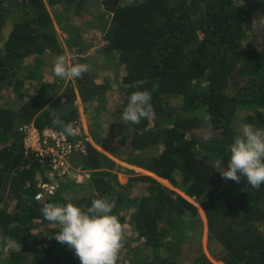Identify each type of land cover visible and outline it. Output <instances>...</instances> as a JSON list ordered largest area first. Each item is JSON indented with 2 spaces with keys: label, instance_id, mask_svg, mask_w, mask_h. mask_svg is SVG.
<instances>
[{
  "label": "trees",
  "instance_id": "obj_1",
  "mask_svg": "<svg viewBox=\"0 0 264 264\" xmlns=\"http://www.w3.org/2000/svg\"><path fill=\"white\" fill-rule=\"evenodd\" d=\"M48 1L74 44L72 63L89 64L86 25L72 23L84 15L88 1ZM99 1L87 19L97 29L92 42L124 70L115 80L122 103L112 111L123 110L133 92L147 90L155 116L139 125L124 123L122 116L105 125L103 113L110 110L104 105L85 138L86 154L69 157L76 156L73 165L90 171V177L81 184L69 180L57 195L38 200L36 176L46 178L45 166L25 155L19 127L34 122L39 129L63 131L52 124V114L81 126L79 100L110 102L113 96L108 80L97 82L89 72L76 78L75 86L40 72L44 57L64 55L45 0H0V94L19 99L15 105L0 103V264H80L74 250L55 239L59 226L46 221L41 209L70 202L86 210L94 198L112 203L111 214L129 224L126 232L134 229L145 249L167 252L153 264H212L202 250L200 211L176 191L140 175L132 179L142 184L139 195L110 197L118 185L111 173L117 158L197 201L208 219L209 239L220 248L211 249L219 264H264L258 227L264 222V184L257 190L246 177L236 183L220 172L227 169L229 147L239 134L236 114L264 129V50L251 39L261 37L264 46V0ZM141 80L142 86H134ZM205 113L211 121L202 118ZM116 136L126 139L117 145ZM192 234L195 239L186 243ZM128 242L125 235L118 264H134L124 257Z\"/></svg>",
  "mask_w": 264,
  "mask_h": 264
},
{
  "label": "clouds",
  "instance_id": "obj_2",
  "mask_svg": "<svg viewBox=\"0 0 264 264\" xmlns=\"http://www.w3.org/2000/svg\"><path fill=\"white\" fill-rule=\"evenodd\" d=\"M91 70V65L70 63L64 55L56 58L52 71L61 79L82 78ZM144 81H137L140 87ZM151 93L147 90L133 92L127 106L122 110V121L139 125L142 120H152L155 112L151 103ZM206 122L210 114H203ZM52 124L62 127L68 136H76L75 122H65L52 114ZM230 159L227 169L221 172L224 180L240 183L246 177L247 184L259 190L264 184V129L244 124L229 147ZM113 205L105 198H94L84 210L73 203H46L41 213L46 221L59 226L55 239L74 250L80 264H118L119 254L125 242V228L116 215H112Z\"/></svg>",
  "mask_w": 264,
  "mask_h": 264
},
{
  "label": "rangeland",
  "instance_id": "obj_3",
  "mask_svg": "<svg viewBox=\"0 0 264 264\" xmlns=\"http://www.w3.org/2000/svg\"><path fill=\"white\" fill-rule=\"evenodd\" d=\"M87 6L86 11L84 12V15L79 18V17H75L74 21L72 23L77 24V23H84V25H86L85 27H83L82 29V33L83 34H87V39L83 42L84 45L87 46V51L88 53L87 58H88V62L89 65H91V70L89 71L91 77L93 79H95L97 82H103L104 80L107 81L108 80V85L109 88H107V93H110V95H112L113 97H111V99L109 98L110 102H106L105 100H101V101H97V102H92V103H88V104H82L81 102L78 103V109H79V117L81 120V126L86 127L87 132H90L94 127L97 126V120L99 118V113H101V108L105 105V108L109 109L110 112L109 113H103L104 117V124L108 125L109 120L112 119H120L122 116V108L121 111H116L115 113L112 111L114 110V105L117 102H121L120 97L122 96V94L120 93L119 89H118V85L115 82L120 80L121 77H123V68L121 67V65L119 64V62L117 61V58H115L113 55H108L105 56L102 52H99V44H95L94 41L95 40V31H97V29L92 26L91 21L87 20L90 17V13H91V9L92 8H96L98 7V4H100L99 0H87ZM45 2L47 3L48 7L50 8V11L52 13V18L55 22V25L57 27V39L59 40L62 48H63V54L66 57V59L72 63V54L70 51V48L72 46H74V44L72 43V41H68V37H70V35L65 32V30H62L59 28V19L58 16L55 14V12L51 9L50 5H49V1L45 0ZM95 6V7H94ZM91 18V17H90ZM89 18V19H90ZM85 20V21H84ZM264 22V20H263ZM263 31V30H262ZM81 32V31H80ZM89 37V38H88ZM97 39V38H96ZM251 39H253L252 43L254 44V47L256 49H258L259 51H263L264 50V46L261 40V37L256 36V37H251ZM98 46V47H97ZM261 54V61H264V53L260 52ZM55 58H48V57H44L42 65L40 66V68H42V70H40V72H44L48 75H54L52 68L54 66L55 63ZM109 66H112L113 68L110 69L108 68ZM55 76V75H54ZM59 78V77H58ZM61 79V78H60ZM66 85L68 84H73L74 86L76 85V79H62ZM76 88V87H75ZM77 93V89L75 90ZM78 97V94H77ZM0 103H9V104H17L19 103V99L17 98V95L15 94H0ZM108 104V105H107ZM112 111V113H111ZM114 113V114H113ZM119 117V118H117ZM236 122L234 123L236 129H239L244 125V124H249L246 120V116L245 114H236L235 116ZM122 130V128H120ZM90 138V136H89ZM125 137L123 136H116V139L114 140L116 142V144H122L123 141H125ZM100 151L102 153L107 154L109 157L112 158V156L110 154H108L106 151V149L104 147H100ZM123 154V152H121ZM74 157L76 158L74 160ZM72 158H70V161L74 162L77 161V157L74 156ZM120 159V158H119ZM116 162V167L114 169H112V172L114 175L117 176V182L118 185L116 186V188L114 189V192L112 194H110L112 198H117L118 195L122 194L124 197H130V196H135V195H139L140 192H142V190L140 189L141 185H139L137 182H132V179L140 176V175H151L152 177H154L163 187L176 191L178 194H180L181 196L185 197L186 199H188L191 203L195 204L201 214V218L203 221V225H202V235H201V245H202V250L204 251L205 255L207 256V258L211 261L212 264H219V262L214 259V257L211 254V249L218 251V253L220 252V248L216 247L217 245H215L213 243V241H211V239H209L210 236V230L208 227V219L207 216L205 214V212L203 211V209L201 208V206L197 203V201L194 198H191L190 196L187 195V193L183 190H181L180 188H175L174 186H172L167 180H162L163 178L159 179L157 177H155L154 175H152L151 173L143 170L140 167H137L135 165H131L125 161L122 160H117L114 159ZM107 170V169H106ZM134 183V184H132ZM213 191V190H212ZM211 191V192H212ZM214 192V191H213ZM218 192L216 191V194ZM125 213V211L123 212ZM227 224V223H226ZM124 226V228H129L128 227V223H124L122 224ZM258 227L260 229V231H262V233L264 234V222L258 224ZM125 235L128 237L129 242H128V247L124 253V257H131L132 261L134 264H153V263H158L159 259L163 258V256L166 257L167 252L162 250L161 252L158 253V250H154V249H145L146 247H144L141 243H143V239L138 238L137 234H135L134 229H129V231H125ZM190 235V234H189ZM188 235V236H189ZM194 236L192 234V238L190 239L187 238L186 239V243L187 241H192L194 240ZM148 248V247H147ZM175 248V247H173ZM159 255L161 257H159ZM4 257V256H3ZM158 257V259H157Z\"/></svg>",
  "mask_w": 264,
  "mask_h": 264
},
{
  "label": "built area",
  "instance_id": "obj_4",
  "mask_svg": "<svg viewBox=\"0 0 264 264\" xmlns=\"http://www.w3.org/2000/svg\"><path fill=\"white\" fill-rule=\"evenodd\" d=\"M77 128L78 134L71 138L54 128L39 129L34 122L19 127L25 155H34L46 170V178L41 173L36 176L39 188L36 199L57 195L69 180L81 184L90 177V171L75 167L69 160L74 153L85 155L87 152L85 138H88L89 134L85 127Z\"/></svg>",
  "mask_w": 264,
  "mask_h": 264
},
{
  "label": "crops",
  "instance_id": "obj_5",
  "mask_svg": "<svg viewBox=\"0 0 264 264\" xmlns=\"http://www.w3.org/2000/svg\"><path fill=\"white\" fill-rule=\"evenodd\" d=\"M78 100H79V96H78ZM80 103V100L78 101ZM86 128V127H85Z\"/></svg>",
  "mask_w": 264,
  "mask_h": 264
}]
</instances>
